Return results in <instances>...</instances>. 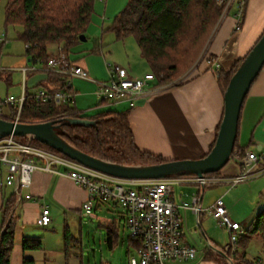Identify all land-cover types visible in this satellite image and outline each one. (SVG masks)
Returning a JSON list of instances; mask_svg holds the SVG:
<instances>
[{"label": "crops", "instance_id": "1", "mask_svg": "<svg viewBox=\"0 0 264 264\" xmlns=\"http://www.w3.org/2000/svg\"><path fill=\"white\" fill-rule=\"evenodd\" d=\"M117 8H113L112 11ZM231 13L232 11L224 18L214 34L205 58L187 73L185 80L173 87L148 90L135 101L134 107H130L126 100L110 103L101 101L96 82L107 81L108 75L106 77L103 69L93 66L92 63L84 60L75 62L71 58L72 53H69L70 63L81 67L89 75V79L73 80L74 100L71 105L77 113L89 116L109 110L130 111L132 131L140 150L161 156L168 161L203 158L216 141L217 129L224 115V95L218 84V72L229 71L237 60L245 58L264 33V0H248L242 28L238 32H236V13L232 15ZM86 39L88 40L87 34ZM85 50L84 42L71 49L80 55L84 54ZM100 50H103V47ZM127 57L129 60L130 57ZM26 59L28 64L15 69L21 72L25 79L20 95L23 90L31 94L40 88L49 90L59 88L57 82L59 77L44 72L45 65L32 63L27 56ZM101 60L102 58H96L99 64L103 63ZM108 61L105 55L106 66ZM130 62L125 67L130 77H143L151 72L143 57L139 61L136 60V63L131 59ZM213 62L219 64V71L212 65ZM28 67H35L36 70H29L24 74L23 69ZM156 87L160 86L157 84ZM4 110L9 114V107ZM238 143L240 147L246 148L245 156L234 157V163L229 164L218 175L209 177L210 184L221 187L220 190L215 191L214 201L204 206L207 185L202 192L200 186L192 180L193 176H185L188 180L175 186L172 197L180 206L179 213L184 221L185 242L197 249L198 257L193 261L174 264H234L233 256L227 251L229 244L226 236L230 237V234L219 226L209 212L215 202L222 198L230 217L238 223L236 212L228 205L232 200L230 199L232 192L235 190L234 193L238 195L236 201L232 200L237 204L257 190L255 184L238 187L241 183L233 185L231 181L244 172L245 166L242 160L246 158L248 152L261 156L264 165V156L249 148L253 144L260 152L264 151V67L245 99ZM6 177V168L0 164V223L4 202L12 194L16 196V184L8 186ZM178 185L183 186V189L176 195ZM256 192L261 194V200L255 201L246 221L254 219L264 208L262 189L259 188ZM21 195V202L16 198L15 204L19 221L11 264H23L25 258L33 260L35 264H79L76 251H72V247H67L68 244L60 233V218L62 214L65 217L66 214L74 211L82 212V206L88 200L86 190L67 176L60 175V168L55 167L52 172L35 171L30 188H22ZM26 195H31L32 199L26 200ZM43 205L49 207L52 217L47 227L37 225ZM195 207H200L201 211H195ZM245 224V222L241 224L244 230L247 229ZM24 238H40L42 249L24 251L22 248ZM262 247H264L263 243ZM261 261L264 262L262 259Z\"/></svg>", "mask_w": 264, "mask_h": 264}, {"label": "trees", "instance_id": "2", "mask_svg": "<svg viewBox=\"0 0 264 264\" xmlns=\"http://www.w3.org/2000/svg\"><path fill=\"white\" fill-rule=\"evenodd\" d=\"M97 1L7 0L5 26L20 27L21 31L17 33V39L24 43L26 56L32 63L46 66L53 57L65 56L67 59L70 50L81 42L80 37L86 36ZM222 13L223 8L217 4V0H130L126 8L115 18L109 31L115 33L118 39L128 36L136 39L142 57L158 78V85L163 86L178 80L199 62L202 52L208 48L210 36ZM242 24L243 20L240 27ZM50 46L57 47V54L49 52ZM246 57L237 60L229 71L218 72V84L223 95L231 78ZM49 75L59 77L55 74ZM57 82L59 83L57 89L64 87L60 78ZM9 108V118H5L6 120L13 119L17 114L13 107ZM242 111L235 145V155L241 158L246 152V148L240 147L238 143ZM130 114V111L109 110L89 116L77 113L70 103L56 106L54 103H43L28 97L24 102L19 121L53 122L57 134L63 140L77 150L100 160L127 166H152L167 162L168 160L161 156L139 149L132 131ZM72 119H86L94 124H72L69 122ZM16 139L26 141L27 138L16 137ZM33 144L64 156L37 140ZM214 145L215 142L211 149ZM219 173L206 176H215ZM15 204L16 196L12 194L4 202L1 210L0 264H11L19 221ZM107 229L108 246L111 250H115L119 240L116 222L111 223ZM256 236H261L264 242V208L240 236L237 251L230 252L234 264H264L260 258L254 261L247 258L246 249ZM65 238L68 244V237ZM131 242L129 238V244ZM22 248L24 251L41 250L42 240L24 238ZM23 264H35V262L25 258Z\"/></svg>", "mask_w": 264, "mask_h": 264}, {"label": "built area", "instance_id": "3", "mask_svg": "<svg viewBox=\"0 0 264 264\" xmlns=\"http://www.w3.org/2000/svg\"><path fill=\"white\" fill-rule=\"evenodd\" d=\"M248 0H217V4L223 8L221 21L237 6L236 30H240V24L244 17V11ZM1 44L6 42V35L0 36ZM207 50V49H206ZM203 56L200 60L204 59ZM199 60V61H200ZM210 64V63H209ZM219 71V64H212ZM109 79L97 81L98 96L101 101L119 102L126 100L130 107H134L135 101L150 89H162L173 87L186 79L185 74L180 82L177 80L156 87L158 78L152 72L143 77H130L123 67L107 63ZM33 68L23 69L24 74ZM48 74L59 76L64 87L55 90L40 88L28 94L23 90L19 97L9 96L0 101V118H7L9 114L5 108L13 107L16 116L9 121L20 122L19 117L24 102L28 97L43 103H54L56 106H64L73 103V80L75 78L89 79L88 73L81 67L72 65L65 56L51 58L43 69ZM156 84V85H155ZM152 87V88H151ZM9 118V117H8ZM26 141L16 139V136H7L0 139V164L6 168V184H16V198L21 202L22 188H30L32 176L35 171L52 172L55 167H62L60 175L67 176L77 185L84 188L88 194V200L83 204L82 210L91 215L101 204H112L121 207V217L129 232L132 241L130 246L134 254L128 259V264H174L176 262L193 261L198 257L195 247L185 242L184 221L179 213L180 206L173 200V192L177 184L185 183L187 177H172L160 180H129L113 177L102 172L86 167L66 156H59L33 144L35 138L27 136ZM236 154V153H235ZM234 154V157L236 155ZM263 158L254 152H248L242 160L245 170L238 177L232 179V184L248 182L264 176ZM204 188L210 183L209 177L192 179ZM26 200H31V195H26ZM195 199V203H196ZM200 212V207H195ZM230 234V243L227 251L235 253L238 249L240 236L245 232L243 226L234 222L229 210L222 198H219L209 212ZM52 221L51 212L47 205H43L37 225L47 227Z\"/></svg>", "mask_w": 264, "mask_h": 264}, {"label": "rangeland", "instance_id": "4", "mask_svg": "<svg viewBox=\"0 0 264 264\" xmlns=\"http://www.w3.org/2000/svg\"><path fill=\"white\" fill-rule=\"evenodd\" d=\"M129 1L130 0H125V2L124 0H98L95 3L94 14L87 33L88 40L84 42V48H86L84 54L80 55L79 53H75L70 50V53H72L71 58L75 62L84 60L88 63H92L93 66H99L103 69V74L105 72L106 77L108 75L109 79V71L107 66L104 64L105 55L109 60V63L123 68L127 67L128 64L131 63L130 59L132 62L135 61V63L136 60L139 61L142 59L141 51L138 47L136 39L133 36L118 39L115 33L109 31V28L114 23L115 18L126 8ZM6 4L7 0L0 1V36L2 33L6 35V42L3 44L0 42V101L6 100L11 95L19 97L20 89L22 88L25 79L23 78V74L15 69L28 64L26 59V47L22 41L17 39V33L21 31V28L5 26ZM97 5L99 7H96ZM113 8L117 9L112 11ZM236 11L237 6H234L232 13H236ZM222 21L220 16L207 46H209L210 41L220 27ZM238 31L236 30V32ZM101 47H103V50H100L101 52H99L98 49H101ZM49 52L57 54V47L50 46ZM204 54H207L206 50L202 52L200 59L203 56L205 57ZM127 56L130 57L129 60ZM96 58H102L101 61L103 63H97ZM182 77L177 81L180 82L183 79ZM27 78H29V74H27ZM249 148L264 156V151L260 152L257 146L252 144ZM234 162V159H231L226 167ZM59 168L60 170H63L61 166ZM253 184H255L257 190L253 191L249 196L244 197V199L237 204L236 202L234 204L232 201L233 199H235V201L238 199V195L234 193V190L230 196V199L232 198V200L228 203L230 208H233L236 212L237 219L239 221L238 223L243 224V222H245L247 228L250 227L254 219L252 218V220L250 219L248 221H246V219H248L249 213L252 212L251 209L253 204H255V201L261 197V194L256 192L259 188L262 189V197L264 200V176L238 185V187H240L242 185ZM181 189H183V186L181 185L176 187V195L179 194ZM220 189V186L213 183L207 184L204 206H206L210 201H214V197L216 195L215 191ZM121 213V207H114L112 204H101L100 207H98L91 215H87L83 210L82 212L74 211L72 213H68L65 217L62 214L60 218V233L62 237H64L65 241V237H68L67 239L69 243L67 247H72V251H76V256L78 257L76 259L79 264H128V259L134 254V249H132L129 244V232L125 226L124 220L121 217ZM113 222H116L119 229L118 246L115 250H111L107 243V227ZM226 237L229 244L230 237L229 235ZM262 243L264 245L261 236H256L252 239L246 249L247 258L249 260L254 261L257 258L264 260Z\"/></svg>", "mask_w": 264, "mask_h": 264}, {"label": "water", "instance_id": "5", "mask_svg": "<svg viewBox=\"0 0 264 264\" xmlns=\"http://www.w3.org/2000/svg\"><path fill=\"white\" fill-rule=\"evenodd\" d=\"M80 40L86 42V36ZM264 67V35L247 55L231 78L224 95V115L214 147L198 160L167 161L152 166H127L100 160L87 155L63 140L53 122L22 123L0 118V139L7 136H33L64 156L104 174L129 180H160L172 177L197 176L202 178L222 171L234 158L241 111L251 86ZM72 124L93 125L89 120L72 119Z\"/></svg>", "mask_w": 264, "mask_h": 264}]
</instances>
